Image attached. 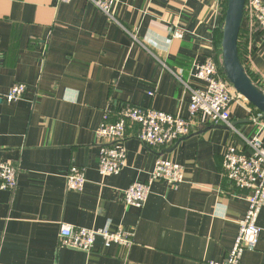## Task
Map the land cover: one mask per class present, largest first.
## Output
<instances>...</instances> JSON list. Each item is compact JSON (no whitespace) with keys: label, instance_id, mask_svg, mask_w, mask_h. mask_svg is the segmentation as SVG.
Listing matches in <instances>:
<instances>
[{"label":"crops","instance_id":"crops-1","mask_svg":"<svg viewBox=\"0 0 264 264\" xmlns=\"http://www.w3.org/2000/svg\"><path fill=\"white\" fill-rule=\"evenodd\" d=\"M222 0H118L111 21L87 0H0V163L16 170L13 190H0V264H200L222 261L247 210L245 192L222 176V152L250 136V104H232V130L198 122L171 147L150 148L134 134L125 141L118 174L97 171L96 135L106 109L151 107L187 116L193 63L213 51ZM183 37L173 39L174 28ZM136 29V39L126 30ZM238 49L264 89V35L245 20ZM15 83L22 98L4 96ZM152 92V94H149ZM113 116V114H112ZM158 156L185 169L177 187L152 183L141 207L124 206L121 192L143 181ZM71 165L84 170L81 191L66 189ZM62 223L121 227L133 244L91 252L59 247ZM253 250L239 264H264V205Z\"/></svg>","mask_w":264,"mask_h":264},{"label":"built area","instance_id":"built-area-1","mask_svg":"<svg viewBox=\"0 0 264 264\" xmlns=\"http://www.w3.org/2000/svg\"><path fill=\"white\" fill-rule=\"evenodd\" d=\"M87 1L111 21L118 23L114 15L118 0ZM243 20L249 27L258 28L264 35V0H245ZM126 31L136 39V29ZM182 37L183 29L176 26L172 38ZM243 65L248 66L246 61H243ZM193 69L194 77L202 81V86H191L183 80L180 71L172 72L190 94L186 117L179 113L131 104L123 105L114 113L111 109L104 111L96 128V135L100 139L97 162L100 176L118 174L125 166V141L131 135L128 133L131 126H136L135 138L150 148L171 147L190 135L193 125L198 122L224 125L235 130L231 124V106L238 101H247L223 76L220 58L216 60L212 54H208L202 61L194 62ZM24 91V84L15 83L4 98L9 102L18 100L22 98ZM249 118L254 124V132L250 136L239 134L242 142L237 145L228 144L222 152V176L236 189L245 192L247 210L238 221L237 235L224 260H204L200 264H239L244 251L253 250L258 242L261 229L256 222L264 205V118L255 110L250 113ZM65 179L66 189L72 191L83 190L86 182L84 170L75 165L68 168ZM184 180L185 169L181 164L158 156L145 180L133 181L122 190L121 201L124 206L141 207L153 182L164 181L169 186L177 187ZM16 184L15 168L9 163H0V190H13ZM98 238L103 247L110 244L130 247L133 244L131 233L120 226L86 228L67 223L60 225L57 242L59 247L89 253Z\"/></svg>","mask_w":264,"mask_h":264},{"label":"water","instance_id":"water-1","mask_svg":"<svg viewBox=\"0 0 264 264\" xmlns=\"http://www.w3.org/2000/svg\"><path fill=\"white\" fill-rule=\"evenodd\" d=\"M245 0H226L221 24L220 67L232 87L264 118V90L247 74L238 53Z\"/></svg>","mask_w":264,"mask_h":264},{"label":"trees","instance_id":"trees-1","mask_svg":"<svg viewBox=\"0 0 264 264\" xmlns=\"http://www.w3.org/2000/svg\"><path fill=\"white\" fill-rule=\"evenodd\" d=\"M222 11H221V24H222V20H223V15H224V10H225V5H226V0H222ZM242 27V26H241ZM220 40H221V29L219 28V30H217L215 33H214V41H213V51L211 52L212 56L216 59V60H219L220 58ZM238 53H239V49H238ZM239 57L241 59V62L243 63V60L240 56V53H239ZM245 69H246V72L247 74L250 76L251 80L257 85L259 86L260 88L263 89V87L261 85L258 84V82L256 81V78L253 74H251V72H249V70L247 69L246 66H244ZM264 90V89H263ZM251 108L255 111L258 112V110H256L251 104H250Z\"/></svg>","mask_w":264,"mask_h":264},{"label":"rangeland","instance_id":"rangeland-1","mask_svg":"<svg viewBox=\"0 0 264 264\" xmlns=\"http://www.w3.org/2000/svg\"><path fill=\"white\" fill-rule=\"evenodd\" d=\"M231 109H232V106H231Z\"/></svg>","mask_w":264,"mask_h":264}]
</instances>
